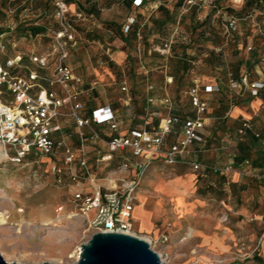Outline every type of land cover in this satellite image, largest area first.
Returning a JSON list of instances; mask_svg holds the SVG:
<instances>
[{"label": "rangeland", "instance_id": "rangeland-1", "mask_svg": "<svg viewBox=\"0 0 264 264\" xmlns=\"http://www.w3.org/2000/svg\"><path fill=\"white\" fill-rule=\"evenodd\" d=\"M127 1L78 0L85 18L72 20L75 42L67 59L83 81V103L91 98L112 104L124 128L127 120L143 123L150 115L158 122L166 114L191 115L188 90L195 82L200 89L203 83H217L214 94L200 91L210 106L218 104L215 98L221 92L230 104L255 97L247 89L239 91L229 78L236 81L247 74L248 79L264 80V0L247 7L248 0H216L210 17L207 10H183L180 0H147L142 7ZM230 16L238 19V30L226 40L224 24ZM130 17L134 22L125 31ZM31 27H43V32L33 35ZM57 28L49 0H0V40L6 43L2 59L19 52L22 63L35 68L30 55L50 52ZM175 29L179 34L171 55L162 57L154 47ZM124 84L128 91L122 90ZM209 117L206 141L194 147V153L204 165L222 168L235 161L238 137L222 136L224 126L216 125L212 114ZM255 193L264 200L255 188L233 196L217 173L202 176L188 164L157 161L138 190L134 227L144 239L168 236L166 243L154 247L167 254L168 264H264V218L251 220L240 212L244 196ZM69 198L68 188L56 183L49 163L33 153L19 164L0 159V213L5 214L0 255L21 264L73 263L78 247L91 235L79 220L57 216L56 207L68 208ZM256 203L248 210H264V203Z\"/></svg>", "mask_w": 264, "mask_h": 264}, {"label": "built area", "instance_id": "built-area-1", "mask_svg": "<svg viewBox=\"0 0 264 264\" xmlns=\"http://www.w3.org/2000/svg\"><path fill=\"white\" fill-rule=\"evenodd\" d=\"M146 1L132 0V6L142 7ZM180 2L183 10H207L209 17L216 9V0ZM237 2L243 3L244 0ZM52 3L58 28L53 31L50 52L30 55L35 68L24 65V57L19 52L2 59L6 43L0 40V147L5 158L16 164L22 163L31 153L49 163L56 183L67 187L70 192V206L58 205L55 209L58 217L79 220L84 225V232H90V235L115 232L141 237L134 228L133 211L145 173L156 159L168 166L188 164L200 173H226L233 169V162L222 168L208 167L194 153V147L204 142L202 130L208 120V101L200 91L212 93L216 87L204 85L200 89L195 82L189 88V100L194 108L192 118L182 120L167 114L159 120L156 128L144 127L120 133V122L110 105L88 109L82 102L81 77L67 64L69 47L75 42L76 33L69 3L68 0H52ZM74 16L76 19L85 18L81 10ZM133 22V17L128 18L125 31ZM237 30L238 19L228 17L224 24L226 40L231 39ZM178 34L175 29L154 50L162 57H169ZM182 40L188 42L190 39L182 36ZM22 68H26L25 74L21 73ZM171 79L169 77L168 81ZM230 84L248 87L253 95L264 88L263 82H250L247 74ZM122 90L128 91L125 84ZM130 100V96L124 99V104L128 105ZM65 120L72 122L71 127L63 125ZM175 125H180V138L164 147L165 138ZM102 128L108 132L104 134ZM250 130L251 120L243 118L238 128L239 138ZM254 135L259 137L257 132ZM99 142L104 144L105 150L97 147ZM89 145L96 147L93 158L87 148ZM115 158L118 159L116 164ZM244 163L249 161L246 159ZM261 237H264V231ZM146 241L162 263L168 264L167 254L154 248L156 244L166 243L168 236L162 233L156 239ZM256 250L254 247L251 253ZM80 253L78 247L74 262Z\"/></svg>", "mask_w": 264, "mask_h": 264}, {"label": "crops", "instance_id": "crops-1", "mask_svg": "<svg viewBox=\"0 0 264 264\" xmlns=\"http://www.w3.org/2000/svg\"><path fill=\"white\" fill-rule=\"evenodd\" d=\"M68 3L70 7V17L72 18V20L76 19L74 16V13L78 10H81L78 5V0H69ZM262 60L264 61V55H262ZM24 61L29 62L28 59H24ZM67 64L70 65L71 68L74 70L72 65L68 62V59H67ZM74 72L79 76V74L75 70ZM233 80H234L233 78H229V82ZM236 81H239V80H236ZM249 81L250 82L260 81L264 83V80L261 81V80H256V79L255 80L249 79ZM204 85H213L217 89L216 82L209 81V82L203 83L202 86ZM238 88H239V91H243L247 89L249 93L251 92V90L248 87H245L241 84H238ZM214 92L212 93L214 94ZM203 94L210 95V93H203ZM219 94L220 95H217V97L215 96L216 97L215 102H217L218 104L213 105V106H210L209 104L210 101H208L207 97L204 96V98L208 101V111H207L208 120H207V124L205 128L202 130V134L204 136V142L201 145H197L196 147L203 146L206 141V137L208 136V132L206 133V129L211 122L209 115L212 114V119L214 120L215 124L216 125L221 124L224 126L223 131H222V134H223L222 136L238 137V147L236 149L237 154L235 156V161H229V163L233 162V165H234L233 169L226 173L217 172V174L220 176V180L222 184L228 185L233 196H237V198H238L239 191L248 192L252 188L253 189L255 188L257 191H259L263 195V198H264V183L261 182V179L264 180V88H261L258 91L257 95L260 94L261 95L260 97L257 95H255V97H247L245 99L238 100L234 104H230V102L228 101V97L225 93L221 92ZM87 104L84 103V105L88 109L95 108L99 105H110L116 111L117 118L120 122L119 131L122 134L128 132L130 129H141L144 127L151 130L155 128L158 124V121L157 120L154 121L153 117L150 115L147 119L143 121V123H138L137 121H133V120H127L129 123L124 124L125 127L122 128L123 120L122 118L119 117L118 110L112 104L107 103V102L96 103L91 98L88 100ZM243 118H247L251 120L252 130L248 131L247 134L243 138L240 139L238 135V128L240 127L241 121ZM146 121L148 122V124H145ZM63 125L66 127H71L72 122L71 121L68 122L65 120L63 121ZM102 131L104 134L108 132L106 128H102ZM256 132L259 133V137H256L254 135V133ZM175 138H177L175 136V133H172L166 138L163 146L167 147L168 145L172 144ZM179 138L180 136H178L177 140ZM97 147L102 150H105L104 144L102 142H99ZM87 148L90 153V157L93 158L96 147L94 145H89ZM246 158L247 160L249 159L248 164L244 163V160H246ZM215 160H212V161L216 162ZM157 161H161V160L156 159L153 163ZM258 195L259 194L257 193H255L254 196L246 194L244 196V201L246 203H244L243 206L240 208L241 209L240 212L247 215V218L251 220L253 219L258 220V219L264 218V210L262 209L255 210V211L248 210V207H252L250 205L256 206L257 204L256 202H262V204L264 203V200H261L260 196ZM146 230H148V226L146 227ZM135 231L137 232L136 228H135ZM263 244H264V241H263Z\"/></svg>", "mask_w": 264, "mask_h": 264}, {"label": "water", "instance_id": "water-1", "mask_svg": "<svg viewBox=\"0 0 264 264\" xmlns=\"http://www.w3.org/2000/svg\"><path fill=\"white\" fill-rule=\"evenodd\" d=\"M0 264H21L7 262L0 255ZM39 264H54L42 262ZM71 264H163L159 255L149 243L130 234L115 232H95L81 244L77 261Z\"/></svg>", "mask_w": 264, "mask_h": 264}, {"label": "trees", "instance_id": "trees-1", "mask_svg": "<svg viewBox=\"0 0 264 264\" xmlns=\"http://www.w3.org/2000/svg\"><path fill=\"white\" fill-rule=\"evenodd\" d=\"M51 3H52V0H49ZM260 0H248L247 2H246V7L247 6H252L253 4H257L258 2H259ZM68 2H69V0H68ZM131 2V3H130ZM129 3H130V5L132 6V0H128V5H129ZM52 5H53V3H52ZM129 5V6H130ZM133 7V6H132ZM53 11H54V5H53ZM29 31H30V33L31 34H33V35H36V34H38V33H41V32H43V27H31L30 29H29ZM124 40H126V41H128V39H127V37H125V38H123ZM207 61H209V58L207 59H205V62H207ZM218 65L220 64L219 62L217 63ZM183 69L185 70V71H187L188 70V67H187V61H186V59H184V62H183ZM239 79H240V77H239ZM238 79V80H239ZM191 104V103H190ZM192 106V105H191ZM173 115H176V116H178V117H180L182 120H186V119H189V118H192L193 116H194V113H191V115H183V116H181V115H178V114H173ZM159 123V122H158ZM157 127V126H156ZM155 127V128H156ZM172 133H175V136L178 138V136H180V125H175L174 127H173V129H172V131L170 132V133H168L167 134V136H166V138L169 136V135H171ZM166 138H165V140H166ZM177 138H175L174 139V141H173V143H175L176 141H177ZM209 173H215V172H213V171H206V172H204V173H201V175L202 176H207ZM217 173V172H216ZM256 260H260L258 257H256Z\"/></svg>", "mask_w": 264, "mask_h": 264}, {"label": "bare ground", "instance_id": "bare-ground-1", "mask_svg": "<svg viewBox=\"0 0 264 264\" xmlns=\"http://www.w3.org/2000/svg\"><path fill=\"white\" fill-rule=\"evenodd\" d=\"M2 158H5V155H4L2 148L0 147V159H2ZM4 221H5V214H4V212H1L0 213V223L3 224ZM141 238H143V237H141ZM145 240H148V239L146 238Z\"/></svg>", "mask_w": 264, "mask_h": 264}]
</instances>
